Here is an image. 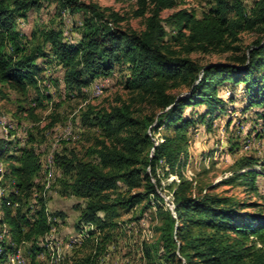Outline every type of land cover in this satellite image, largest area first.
<instances>
[{
  "label": "trees",
  "instance_id": "1",
  "mask_svg": "<svg viewBox=\"0 0 264 264\" xmlns=\"http://www.w3.org/2000/svg\"><path fill=\"white\" fill-rule=\"evenodd\" d=\"M44 1L83 16L76 43L66 42L62 31L54 28L34 34L31 45L23 42L15 22L39 11ZM136 6L133 16L143 19L141 31L121 27L123 19L117 13L92 0H0L1 98L4 88L21 95L30 88L37 90L43 71L37 61L51 62L50 57L63 70L64 87L70 93L81 94L116 69L128 72L122 88L130 94L129 104L99 112L88 108L81 115L83 126L102 131L103 139L90 150L92 160L79 159L73 152L53 155L55 166L70 180L65 182L70 195L85 201L75 226L77 235L82 236L85 227L93 228L66 264H95L121 212L144 200L148 206L150 197L162 201L160 173L175 174L178 183L167 187L172 210L157 209L160 241L145 247L148 260L159 256L171 264H264V203L217 194L214 187H197L179 172L188 158V128L205 124L210 129L214 114L224 112L219 87L241 86L243 111L262 110L256 116L264 120V0H255L249 9L241 0H213L200 17L180 9L163 18L165 10L175 9L174 0H136ZM167 28L175 32L177 50L166 41ZM244 33L255 35L247 45L242 44ZM193 53L225 56V61L200 65L190 58ZM131 103H144L152 112L140 115ZM200 106L204 110L195 119L185 116L186 109ZM160 128L171 129L173 135L155 144L153 134ZM32 141L30 134L29 144ZM11 144L0 137V158ZM31 144L21 150L17 166L9 165L15 190L0 200V225L7 229L10 245L1 243L0 262L27 242L37 251L34 240L49 231L42 199L37 200L39 209L31 214L32 220L29 208L23 212L40 171ZM259 176H264V160L245 155L219 186L257 192ZM120 186L125 190L118 192ZM29 264L38 263L33 257Z\"/></svg>",
  "mask_w": 264,
  "mask_h": 264
},
{
  "label": "rangeland",
  "instance_id": "2",
  "mask_svg": "<svg viewBox=\"0 0 264 264\" xmlns=\"http://www.w3.org/2000/svg\"><path fill=\"white\" fill-rule=\"evenodd\" d=\"M92 1L101 8L108 9V12L117 13L123 19L120 22L121 27L134 31L144 29L143 19L133 16L137 8L136 0ZM174 1L175 9L165 10L163 18L180 9L193 11L200 17L201 12L210 8L213 0ZM241 1L246 9L251 8L255 2ZM82 20V15H70L67 11H60L56 2L44 1L39 11L29 12L26 19H18L15 22V30L24 39L23 42L29 45L34 41L33 35L37 36L43 28L58 29L62 31L66 42L76 43L80 37ZM167 32V43L177 50L178 46L173 38L175 32L170 28H167ZM254 38L255 35L244 33L241 35L242 44L247 45ZM6 50L7 53L10 52L9 49ZM190 58L200 65L225 61V56H207L199 53L191 54ZM48 60L51 62L37 61L43 69L37 77V90L30 88L25 95H21L4 88V98L0 97V137L12 142L5 156L0 158V200L15 190L9 177V165H18L16 158H20L21 150L31 144H29L31 134L33 138L31 146L38 155L40 171L33 180L32 195L23 212L29 208L28 218L32 220L31 214L39 209L37 200L42 199L49 214L47 216L49 231L34 240L37 251H32V243L27 242L21 245L17 252L8 253L0 264H29L33 257L38 264L69 262L75 250L93 228L85 227L84 234L77 235L75 226L85 201L70 195L65 186V182L69 183L70 180L55 166L53 155L73 152L79 159L92 160L90 150L97 140L103 139L102 131L97 127L83 126L80 121L81 115L88 108L93 112H99L120 107L123 102L130 103V94L122 88V81L128 76L127 71L121 72L116 69L109 77L96 79L81 94H77L65 90L63 70L51 57ZM217 94L223 101L224 112L217 111L214 114L217 118L213 120L210 129L205 124H195L188 128V158L179 172L197 187H214L217 194L263 204L264 176L256 178L257 192L245 191L241 187L219 186L225 178L231 176L233 164L241 156L251 155L264 160V120L256 116V113L263 111L254 109L243 111L245 103L241 101L244 95L241 86L235 88L231 85L222 86L218 88ZM131 105L132 110L139 112L140 115H150L152 112L144 103ZM203 110L204 107L200 106L186 109L184 114L195 119ZM170 135H173L171 129L160 128L153 134V140L157 144L164 136ZM10 156L14 159L7 160ZM160 177L162 191L158 194L162 201L150 197L148 206L144 200L132 210L121 212L116 220L117 227L109 231L104 251L95 264H171L162 257L155 256L148 260L144 255L145 247H151L160 241L158 229L162 222L157 209L163 207L164 210H172L171 190L167 187L173 182L178 183L175 174L163 177L160 173ZM124 190L125 188L120 186L118 192ZM143 206H147L146 209L142 210ZM12 209L15 210V205ZM2 242L4 247L10 245L8 231L0 225V253ZM151 251L153 256L152 248ZM9 259L13 261L10 262Z\"/></svg>",
  "mask_w": 264,
  "mask_h": 264
},
{
  "label": "built area",
  "instance_id": "3",
  "mask_svg": "<svg viewBox=\"0 0 264 264\" xmlns=\"http://www.w3.org/2000/svg\"><path fill=\"white\" fill-rule=\"evenodd\" d=\"M9 261H10V262H12V261H13V259H9Z\"/></svg>",
  "mask_w": 264,
  "mask_h": 264
},
{
  "label": "water",
  "instance_id": "4",
  "mask_svg": "<svg viewBox=\"0 0 264 264\" xmlns=\"http://www.w3.org/2000/svg\"><path fill=\"white\" fill-rule=\"evenodd\" d=\"M172 208H173V206H172Z\"/></svg>",
  "mask_w": 264,
  "mask_h": 264
}]
</instances>
